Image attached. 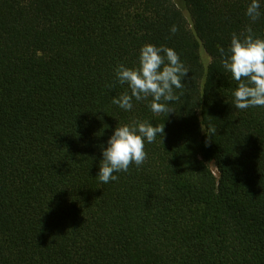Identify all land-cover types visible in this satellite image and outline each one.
<instances>
[{
  "label": "trees",
  "instance_id": "16d2710c",
  "mask_svg": "<svg viewBox=\"0 0 264 264\" xmlns=\"http://www.w3.org/2000/svg\"><path fill=\"white\" fill-rule=\"evenodd\" d=\"M250 2L0 0V264H264V107L235 109L218 51L248 25L264 38ZM145 44L189 70L168 116L112 103ZM132 121L165 135L104 184L102 148Z\"/></svg>",
  "mask_w": 264,
  "mask_h": 264
},
{
  "label": "clouds",
  "instance_id": "9594fccd",
  "mask_svg": "<svg viewBox=\"0 0 264 264\" xmlns=\"http://www.w3.org/2000/svg\"><path fill=\"white\" fill-rule=\"evenodd\" d=\"M245 15L252 23L259 20L262 15L260 0H251ZM170 31L175 34L178 29L172 26ZM218 51L223 68L238 85L232 93L235 109L264 107V38L257 37L248 25L239 34H232L227 49L220 47ZM138 62L135 68L123 64L116 67V82L127 84L128 91L114 97L112 103L131 111L134 101H148L155 115L173 113L169 105L180 98L174 90L185 86L182 81L189 72L179 55L164 45L145 44L140 49ZM164 127V124L153 126L148 121H132L116 127L107 147L102 148L99 180L107 184L118 179L114 173L127 172L133 164L141 166L147 158L145 140L152 143L157 136L163 139ZM201 130L208 138L216 133L215 127L205 128L202 124Z\"/></svg>",
  "mask_w": 264,
  "mask_h": 264
},
{
  "label": "rangeland",
  "instance_id": "374dc122",
  "mask_svg": "<svg viewBox=\"0 0 264 264\" xmlns=\"http://www.w3.org/2000/svg\"><path fill=\"white\" fill-rule=\"evenodd\" d=\"M174 2H176L177 4H179V0H174ZM185 16L188 19V15L186 12H184ZM200 56L203 59L204 62H207L209 60V58L207 57V55L204 53V51L201 49L200 50ZM210 168L212 169V171L214 172L215 175H217L216 169L213 165H210Z\"/></svg>",
  "mask_w": 264,
  "mask_h": 264
}]
</instances>
